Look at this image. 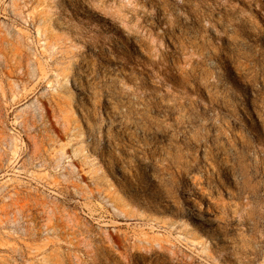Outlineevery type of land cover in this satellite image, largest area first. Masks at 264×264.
<instances>
[{"label":"rangeland","instance_id":"rangeland-1","mask_svg":"<svg viewBox=\"0 0 264 264\" xmlns=\"http://www.w3.org/2000/svg\"><path fill=\"white\" fill-rule=\"evenodd\" d=\"M0 264H264V0H0Z\"/></svg>","mask_w":264,"mask_h":264}]
</instances>
